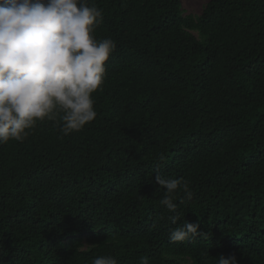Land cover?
<instances>
[{"label":"trees","instance_id":"obj_1","mask_svg":"<svg viewBox=\"0 0 264 264\" xmlns=\"http://www.w3.org/2000/svg\"><path fill=\"white\" fill-rule=\"evenodd\" d=\"M105 62L96 118L0 144V264H264V0H89ZM189 182L170 213L155 176ZM178 215L173 225L168 219ZM187 221L206 237L173 243Z\"/></svg>","mask_w":264,"mask_h":264},{"label":"clouds","instance_id":"obj_2","mask_svg":"<svg viewBox=\"0 0 264 264\" xmlns=\"http://www.w3.org/2000/svg\"><path fill=\"white\" fill-rule=\"evenodd\" d=\"M102 10L89 0H0V144L23 142L38 121H53L63 112L60 131H81L92 122V94L102 91L105 62L116 43L97 41L92 33L102 20ZM155 183L166 190L160 204L176 213L179 203L190 201L189 182L170 179L159 172ZM176 225L179 216L168 218ZM199 224L184 221L173 228L170 242L190 241ZM92 264H117L112 256H100ZM139 264H148L141 257ZM218 264H237L236 257H218Z\"/></svg>","mask_w":264,"mask_h":264},{"label":"rangeland","instance_id":"obj_3","mask_svg":"<svg viewBox=\"0 0 264 264\" xmlns=\"http://www.w3.org/2000/svg\"><path fill=\"white\" fill-rule=\"evenodd\" d=\"M209 0H180L184 16H199Z\"/></svg>","mask_w":264,"mask_h":264}]
</instances>
